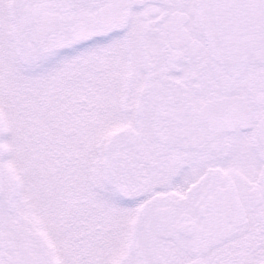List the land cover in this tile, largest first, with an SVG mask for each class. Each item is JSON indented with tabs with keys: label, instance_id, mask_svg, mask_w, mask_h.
<instances>
[{
	"label": "snow or ice",
	"instance_id": "1",
	"mask_svg": "<svg viewBox=\"0 0 264 264\" xmlns=\"http://www.w3.org/2000/svg\"><path fill=\"white\" fill-rule=\"evenodd\" d=\"M0 264H264V0H0Z\"/></svg>",
	"mask_w": 264,
	"mask_h": 264
}]
</instances>
